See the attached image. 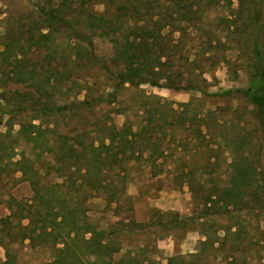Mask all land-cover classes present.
I'll use <instances>...</instances> for the list:
<instances>
[{"label": "rangeland", "instance_id": "1", "mask_svg": "<svg viewBox=\"0 0 264 264\" xmlns=\"http://www.w3.org/2000/svg\"><path fill=\"white\" fill-rule=\"evenodd\" d=\"M62 1L0 0V52L7 49L0 54V220L11 214L9 207L18 212L12 198L34 195L26 181L32 175L17 172L21 162L20 167H33L41 186L53 187L52 198L71 199L70 207L84 211L89 223L116 233L122 249L116 260L132 252L159 264L174 257L194 264H264V127L242 95L206 97L195 90L222 94L248 88L256 41L264 47V18L256 35L254 23L246 28L248 0L236 26L240 0H213L202 29L176 32L174 39L184 43L171 63L163 58L159 67L160 84L178 90L134 87L124 80L139 74L130 60L136 49L98 31L86 32L85 40L62 25L47 46L17 48L20 31L48 32L39 13ZM115 8L94 6L97 14H114ZM208 37L217 46L214 53L204 50ZM159 101L174 103L178 112L183 110L178 104L188 105L182 116L190 129L185 132L177 122L169 129L164 157L105 173L104 182L112 184L107 190L80 187L74 151L109 143L113 127L140 121L144 109ZM21 124L39 139L27 142ZM238 169L253 171L245 183ZM57 184L64 187L54 188ZM114 187L120 192L111 201ZM19 215L8 227L0 224V264L52 263L62 246L41 235L21 241V227L29 220ZM31 219L34 227L36 218Z\"/></svg>", "mask_w": 264, "mask_h": 264}, {"label": "trees", "instance_id": "2", "mask_svg": "<svg viewBox=\"0 0 264 264\" xmlns=\"http://www.w3.org/2000/svg\"><path fill=\"white\" fill-rule=\"evenodd\" d=\"M102 2L115 6V13L110 14L106 10L102 14H97L94 6ZM212 6H215L213 0H63L58 6L49 4L46 10L42 9L39 13V19L48 24L47 33L39 30L36 34L33 30H26L20 31L15 38H17L19 50L23 49V43L35 49L50 44L53 32L60 33L62 25L70 27L76 37L85 40L88 37L86 32L98 31L100 36L123 40L130 49L133 47L136 49V54L130 57V60H133L137 66L136 70L139 74L127 77L124 84L129 83L134 87L150 84L153 87L175 89L172 86L160 84L162 78L158 70L164 64L162 60L165 58L171 63L173 54L184 43L180 39L175 40L174 34L178 32L184 35L189 28L201 30L205 25L201 18ZM246 8L249 10L250 17L246 28H250L254 23V33L257 35L263 25L264 0H248ZM244 9L245 1L240 0V9L232 22L235 26L238 25L241 15H244ZM166 30L167 33H164ZM217 40L220 45L221 40L219 38ZM88 44L90 48L93 46L91 41ZM216 49L215 41L208 37L204 50L214 53ZM255 49L256 58L250 67L248 88L226 91L222 94H209L200 89L195 90L206 97L242 95L254 107L255 117L261 127H264V47L259 46L258 40L255 43ZM6 52L7 49L0 54L5 55ZM37 90L40 89L37 87ZM81 104H88V101ZM173 104L168 101H159L157 105L144 109L143 117H139L140 121L132 123L127 119L123 128L113 127L111 129L113 135L109 143L102 140L98 146L91 144L89 150L87 148H82L81 151L75 150L77 173L82 179L80 187L84 184L91 190L106 189L112 184L107 185L104 182L105 173L119 168L124 169L132 161L145 158L156 160L164 157L165 153L161 147L169 129L175 130L176 122L177 126L183 128L185 132L190 129L187 125L190 121L182 116L183 111L189 106L178 104L180 108H183L182 112H178ZM166 107L168 108L165 109ZM165 111H168L167 115ZM20 127V133H25L29 138L27 142H35L39 139L35 132L27 131L23 124ZM33 128L40 130V127L35 125ZM16 164L21 166V162ZM20 166L17 172H21L26 177L32 175L30 178L27 177L26 181L30 183L34 193L29 200L11 199V203L15 204L20 212L21 221L29 220L28 226L21 227L20 239L23 242L26 240L33 242L37 235H41L47 236L46 238L54 247L61 245L62 248L57 249L58 254L50 264H159L156 261L140 260L134 257L132 252L116 260L115 254H120L122 250L116 243L118 241L116 233H107L89 223L84 211H77L70 207V203L73 202L71 199L62 195L52 198L50 191L53 187L41 186V182L36 179L37 172H34L33 167L27 169ZM251 172H253L251 169H238V180L245 183ZM190 176L187 175L189 178ZM62 187L64 186L59 184L54 186L57 189ZM233 191L236 190L233 189L232 193ZM118 192L120 191L117 187H114L110 192L111 201L118 198ZM122 194L125 195V191ZM39 206H42L45 212L38 210ZM9 208L11 214L0 220V224L7 227L18 213H15L12 207ZM32 215L36 218L34 227L35 221L31 219ZM194 262L182 257H174L169 259L167 264H194Z\"/></svg>", "mask_w": 264, "mask_h": 264}]
</instances>
